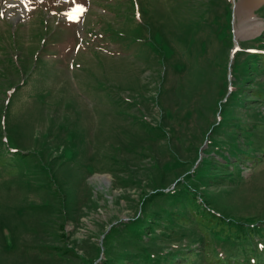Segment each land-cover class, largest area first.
Listing matches in <instances>:
<instances>
[{
	"label": "rangeland",
	"instance_id": "rangeland-1",
	"mask_svg": "<svg viewBox=\"0 0 264 264\" xmlns=\"http://www.w3.org/2000/svg\"><path fill=\"white\" fill-rule=\"evenodd\" d=\"M240 1L0 0V264H212L234 219L264 228V0L260 31Z\"/></svg>",
	"mask_w": 264,
	"mask_h": 264
},
{
	"label": "trees",
	"instance_id": "trees-1",
	"mask_svg": "<svg viewBox=\"0 0 264 264\" xmlns=\"http://www.w3.org/2000/svg\"><path fill=\"white\" fill-rule=\"evenodd\" d=\"M260 59L264 63V54L260 56ZM258 92H259L258 95L263 96L264 98V93L260 90H258ZM190 205H193V203L188 204V206ZM190 213L199 223L201 230H205V231L210 230L211 232H215L217 234V237H223V235L225 234L228 226L219 229L218 225L215 226L214 216H219L221 217V219H229V218L221 215L211 214L208 211H205V209L197 210V208H195V210L192 209ZM232 220L233 218H231L230 221ZM229 227L243 228L248 231V233L246 234L247 236H245L244 239H241L242 243H245L243 246L244 249L232 250V252L229 254V256L226 259L223 257L214 258L212 260V264H264V252L259 251L261 247H264V228H261L262 226L259 227L258 225L255 227H251V225L246 226L241 221H238L236 219H234V222L231 223ZM233 239L234 238H232L231 236L227 237L229 243H232L234 241ZM235 243L238 242L235 241ZM235 253H237L238 256H236ZM188 255H190V253H188L187 256ZM178 257L184 258V254ZM148 259H150V256Z\"/></svg>",
	"mask_w": 264,
	"mask_h": 264
},
{
	"label": "bare ground",
	"instance_id": "bare-ground-1",
	"mask_svg": "<svg viewBox=\"0 0 264 264\" xmlns=\"http://www.w3.org/2000/svg\"><path fill=\"white\" fill-rule=\"evenodd\" d=\"M256 5H257V0H241L239 2V4H238V7L237 8H238V11L240 9L242 11H245L246 14L249 16V21L251 22L250 25H253L255 28H257L256 30L260 31V30L263 29V25H262L263 22L261 20H258V18H256V16L253 13ZM237 30H238V32H239L240 35L243 34L241 28H239V29L237 28ZM250 32H252V31H250Z\"/></svg>",
	"mask_w": 264,
	"mask_h": 264
},
{
	"label": "snow or ice",
	"instance_id": "snow-or-ice-1",
	"mask_svg": "<svg viewBox=\"0 0 264 264\" xmlns=\"http://www.w3.org/2000/svg\"><path fill=\"white\" fill-rule=\"evenodd\" d=\"M83 9H82V6H77V11H82ZM0 15H3V13H0ZM70 18L71 19H78V17L77 16H70Z\"/></svg>",
	"mask_w": 264,
	"mask_h": 264
}]
</instances>
